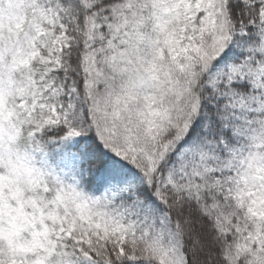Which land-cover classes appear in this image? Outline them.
<instances>
[{"label":"snow or ice","instance_id":"6c2138e0","mask_svg":"<svg viewBox=\"0 0 264 264\" xmlns=\"http://www.w3.org/2000/svg\"><path fill=\"white\" fill-rule=\"evenodd\" d=\"M0 264H264V0H0Z\"/></svg>","mask_w":264,"mask_h":264}]
</instances>
